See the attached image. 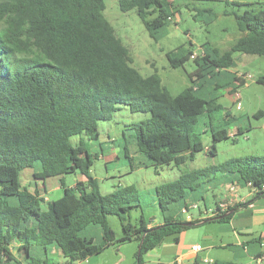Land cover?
I'll use <instances>...</instances> for the list:
<instances>
[{
    "label": "trees",
    "instance_id": "trees-1",
    "mask_svg": "<svg viewBox=\"0 0 264 264\" xmlns=\"http://www.w3.org/2000/svg\"><path fill=\"white\" fill-rule=\"evenodd\" d=\"M170 2L118 0L121 11L135 9L154 40L172 19ZM225 3L230 8L224 14L234 17L241 36L223 53L207 47L195 54L196 79L171 94L156 72L144 76L132 65L127 47L103 14L104 0H0V264H56L54 255L73 264L114 242L131 241H141L136 263L143 264L144 254L169 236L178 241L189 227L185 223H197L182 219L188 201H205L208 191L228 183L242 188L250 183L254 196L264 195V155L230 157L155 185L160 221L150 224L153 218L141 214L132 223L128 215L140 206L138 189L125 185L101 193L90 174L98 154L88 142L99 136L98 121L111 120L124 107L148 114L126 126L117 144L129 161L131 153L142 154L140 165L178 166L200 151L215 156V144L230 136L226 126L236 123L218 101L222 92L215 90L236 87L230 73L234 53L264 56V1ZM173 53H166L172 67L194 55ZM256 82L264 85V74ZM241 129L237 126V132ZM204 133L210 135L209 145L202 140ZM26 169L43 186L47 178H59L63 195L45 201L37 188L22 185ZM67 174L83 179L66 185ZM108 215L119 218L124 233L119 238Z\"/></svg>",
    "mask_w": 264,
    "mask_h": 264
},
{
    "label": "rangeland",
    "instance_id": "rangeland-1",
    "mask_svg": "<svg viewBox=\"0 0 264 264\" xmlns=\"http://www.w3.org/2000/svg\"><path fill=\"white\" fill-rule=\"evenodd\" d=\"M104 1L106 7L103 14L127 47L132 65L144 76L156 72L171 94H176L191 84L190 78L196 79L198 66L193 61L195 54H200L207 47L216 48L219 53H223L242 34L234 17L224 14V11L230 8L226 6V0H171L168 10L172 19L162 30L158 40L149 36L135 9L123 12L119 8L118 0ZM235 1L262 2L264 0ZM186 50L193 51L194 55H190L191 58L180 66L172 67L166 53L174 52L173 54L176 55ZM233 57L235 63L230 73L237 78L233 82L236 87L226 91L219 89L215 91L218 94L222 92L218 101L235 117L236 123L232 122L226 126L230 136L215 144L216 154L213 157L200 151L196 153L193 160L178 166L174 163L140 165L139 162H143L142 154L131 153V161H129L123 149L117 144L123 142L122 132L126 126L147 117L148 114L131 112L124 107L117 110L111 120L98 121L99 136L95 141L88 142L91 152L98 154L97 157H93L90 174L97 179L101 193L111 192L125 185H134L138 189L140 206L131 210L128 215L132 223H135L141 214L145 220L153 218L150 222L154 223V218L157 219L156 222L160 221V210L154 201V187L174 179L181 171L223 162L230 157L264 155V85L256 82V78L264 74V56L236 52ZM237 100L241 103L239 109L236 107ZM258 112H262V115ZM237 126L242 127L240 133L237 132ZM128 133L129 131L126 130L127 135ZM79 137V135L72 136L71 142L76 144ZM202 140L205 145L211 143L210 135L206 133L202 135ZM134 149L135 145L131 143L130 151ZM131 165L135 167L132 169ZM31 173L32 170H25L21 175V182L33 189L36 179ZM64 182L66 185L73 184L75 176L65 175ZM41 187L43 188L42 185ZM44 187L47 201L63 195L59 178H47ZM41 193L44 192L41 191ZM45 204L46 202L43 203L44 206ZM198 208H190L189 213L195 214ZM181 216L185 220V215ZM108 222L116 238L124 234L116 215H108ZM218 227L219 222L213 220L191 225L178 234V246L182 251H188L194 244H199L202 249L198 251V264H208L203 260L208 258L213 260L215 255L222 256L228 253L208 248L210 238H215ZM91 230L96 237L99 235L98 228L93 227ZM167 240L171 243L166 244ZM176 245L172 238L167 237L158 247L143 255V264L159 262L172 264L177 254L173 251ZM137 251V242H114L102 252L94 254L89 262L81 264H137ZM54 258L58 260L56 264H66L58 255H54ZM194 261L195 258H185L183 264H193Z\"/></svg>",
    "mask_w": 264,
    "mask_h": 264
},
{
    "label": "crops",
    "instance_id": "crops-1",
    "mask_svg": "<svg viewBox=\"0 0 264 264\" xmlns=\"http://www.w3.org/2000/svg\"><path fill=\"white\" fill-rule=\"evenodd\" d=\"M258 114L262 115V112H258ZM23 172H25V170L21 172V175ZM78 177L80 179H78ZM82 179L83 177L79 174L75 176V181ZM38 182H40V185H38ZM41 185L43 186L42 181L35 180L33 184V189L31 190L37 188L40 194L46 200V196L44 195L46 189L44 188V186L42 188ZM41 191L44 193L42 194ZM224 191L225 186L216 188L214 190L211 189L210 191H208V193L205 194V201H197L199 203L212 204L223 195ZM230 214L231 216L229 219L225 221H218L219 227L216 231L217 233L215 235V238L211 237L210 242L208 244V248L210 249H218L222 251H227L228 253H224L222 256L215 255L213 260L209 258L208 259L211 261L217 260L221 262L232 261L235 264H264V259L258 260V256L264 255V195L259 197H256L254 195L246 196V202L238 205L235 209H233V212ZM154 221V223L151 222L150 224L157 223L156 218H154ZM169 238H172V240L177 243L176 248H174L173 250L177 253L174 260L178 259L180 263H183V259L185 258H195V260L198 261V252H196L193 247L188 251H182L180 246H178L179 236L178 241H175L174 235L169 236ZM166 242V244L171 243L169 240H167ZM92 256L93 255L88 256L86 259L73 264L89 262ZM158 264L163 263L159 262Z\"/></svg>",
    "mask_w": 264,
    "mask_h": 264
},
{
    "label": "built area",
    "instance_id": "built-area-1",
    "mask_svg": "<svg viewBox=\"0 0 264 264\" xmlns=\"http://www.w3.org/2000/svg\"><path fill=\"white\" fill-rule=\"evenodd\" d=\"M236 107L241 108L240 101H236ZM242 189L244 192H242ZM255 189L250 183L242 188L237 183H228L225 185L223 195L212 204L199 203L198 201H188L186 205L181 208V213L185 215V220L190 222H200L204 219H209L221 215L223 212L228 211L230 208L236 207L246 202V196L254 195ZM199 207L195 214L189 213L190 208ZM193 249L198 252L201 250L199 244L194 245ZM264 255L258 256V260H263ZM204 262L210 264L213 261L204 259ZM175 263H180L178 259L174 260ZM173 262V263H174Z\"/></svg>",
    "mask_w": 264,
    "mask_h": 264
},
{
    "label": "water",
    "instance_id": "water-1",
    "mask_svg": "<svg viewBox=\"0 0 264 264\" xmlns=\"http://www.w3.org/2000/svg\"><path fill=\"white\" fill-rule=\"evenodd\" d=\"M232 212H233V210H228V211H226L224 214H221V215H219V216L214 217V220H217V219L223 218V217L227 216L228 214H230V213H232ZM210 220H211V219H205V220L200 221L199 223H195V224H201V223H203V222L210 221ZM185 224L188 225V226H191V225H192L191 223H185ZM140 244H141V241H140ZM140 244L138 245V252H139V249H140Z\"/></svg>",
    "mask_w": 264,
    "mask_h": 264
}]
</instances>
